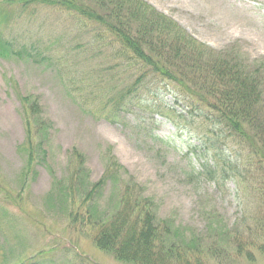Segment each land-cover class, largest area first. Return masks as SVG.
I'll return each mask as SVG.
<instances>
[{
    "label": "rangeland",
    "instance_id": "rangeland-1",
    "mask_svg": "<svg viewBox=\"0 0 264 264\" xmlns=\"http://www.w3.org/2000/svg\"><path fill=\"white\" fill-rule=\"evenodd\" d=\"M143 1L207 48L264 65V0ZM38 7L0 0V17L7 19L0 35L12 44L6 53L0 48V264H81L78 251L84 264H127L95 246L88 224L73 221L79 212L109 219L127 186L179 234L202 236L218 251L228 238L230 256L210 264H264L254 249L249 261L232 247L250 229L264 243L254 219L255 184L222 179L219 171L211 178L204 169L214 163L204 141L226 151L232 164L244 160L238 146L191 119L177 90L151 77L141 93L112 107L109 91L122 84L117 89L119 74L103 68L114 62L115 48L97 56L102 46L90 35L83 48H61L60 30L42 25L49 16L67 26L72 18ZM243 212L250 218L239 224Z\"/></svg>",
    "mask_w": 264,
    "mask_h": 264
},
{
    "label": "trees",
    "instance_id": "trees-1",
    "mask_svg": "<svg viewBox=\"0 0 264 264\" xmlns=\"http://www.w3.org/2000/svg\"><path fill=\"white\" fill-rule=\"evenodd\" d=\"M8 2L19 9L33 5L40 6V10L68 13L74 24L67 26L59 22V25L55 19L49 21L52 19L49 16V22L44 21L42 25L47 24L52 31L60 30L58 45L61 48H83L86 43L81 40L89 35L102 46L97 56L103 53L102 48L109 45L115 48L110 54L114 62L103 68L113 76L119 74L117 89L122 84L117 93L109 91L114 95L107 101L112 107L119 109L125 99L128 101L141 93L142 82L149 77L163 81L167 90H177L191 119L201 118L207 127L215 129L216 137L222 142L229 138L238 146L240 156L244 154V160L232 164L226 151L221 148L216 151L214 144L204 141L206 153L212 152L214 159L212 167L204 166V169L211 178L219 171L222 179L235 181L237 178L239 183L247 182V185L251 180L260 198L254 219L264 228V65L249 64L238 56L207 48L172 18L143 0ZM2 20L7 19L0 17ZM68 34L69 39L65 38ZM1 37L0 48L6 53L5 48H12V44ZM178 116L183 118L181 113ZM126 188L121 206L109 219L93 220L91 215L84 219L81 212L75 214L73 221L80 219L90 226L92 241L98 249L127 264H210L221 256H230L228 238L223 244L226 248L218 251L217 246H206L202 236L181 235L156 219L147 198L134 194L130 186ZM248 218L243 212L238 223L246 224ZM254 236L257 237L258 232L253 229L246 236L238 234L230 247L249 261L254 259L252 249L264 256V243L255 241ZM76 255L81 264L87 260L80 251ZM39 263L31 260L23 264Z\"/></svg>",
    "mask_w": 264,
    "mask_h": 264
}]
</instances>
